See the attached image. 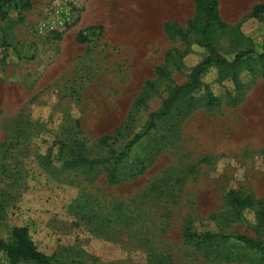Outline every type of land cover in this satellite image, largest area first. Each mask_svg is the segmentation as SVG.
<instances>
[{
    "label": "rangeland",
    "instance_id": "obj_1",
    "mask_svg": "<svg viewBox=\"0 0 264 264\" xmlns=\"http://www.w3.org/2000/svg\"><path fill=\"white\" fill-rule=\"evenodd\" d=\"M20 1L30 8L9 11L15 25L0 22V240L24 227L61 264H226L205 261L181 228L193 219L197 231H217L227 219L226 233L256 236L251 215L231 219L224 197L237 190L264 201V65L245 59L237 87L208 70L202 79L219 105L157 123L121 165L125 180L110 185L102 169H65L60 144L104 157L143 129L207 55H183L163 29L185 27L192 1ZM218 2L226 28L217 52L227 60L264 53V12L249 17L264 0ZM161 65L168 80L156 77ZM105 136L108 146L99 144Z\"/></svg>",
    "mask_w": 264,
    "mask_h": 264
},
{
    "label": "trees",
    "instance_id": "obj_2",
    "mask_svg": "<svg viewBox=\"0 0 264 264\" xmlns=\"http://www.w3.org/2000/svg\"><path fill=\"white\" fill-rule=\"evenodd\" d=\"M191 1L193 15L185 23V27L174 22H166L163 24V29L167 35L178 38L185 50L183 55H187L191 49L196 48L204 50L207 53L206 57L191 69L184 84L172 87L167 97L161 101L159 108L148 114L143 129L135 134L121 150L110 148L104 157H93L88 155L81 144L69 147L60 144V156L65 169H102L108 184H119L125 180L124 174L121 173V165L127 159L131 149L155 130L157 123L172 118L180 121L196 109L212 110L219 105V99L202 79L208 70H219L237 87L238 70L245 59L264 65V53L257 54L252 49L236 54L231 60L222 57L215 47L216 36L226 28L219 13L218 0ZM17 8L29 9L30 3L29 1L22 3L20 0H0V22L7 21L14 26L15 23L9 20V11ZM263 12L264 5H256L249 17L259 19ZM171 56L172 52L168 51L165 60H170ZM155 74L158 80L170 78L166 66L156 67ZM262 77L264 79V71ZM150 92L151 84L148 83L136 100L135 106H144ZM112 139L109 136L102 137L99 144L108 146ZM160 140L163 142L165 138L161 137ZM224 202L231 219L240 220L245 218V215H251L256 236L226 233L222 230L221 224H224L227 219H223V222L217 225V231L199 232L193 226V219H188L181 228L184 244L190 246L208 262L264 264V241L259 237L264 230V201H256L241 191L229 190L225 194ZM0 252L5 253L9 264H61L53 257L41 252L24 227L12 228L9 239L6 242L0 240ZM158 264H164V262L159 261Z\"/></svg>",
    "mask_w": 264,
    "mask_h": 264
},
{
    "label": "built area",
    "instance_id": "obj_3",
    "mask_svg": "<svg viewBox=\"0 0 264 264\" xmlns=\"http://www.w3.org/2000/svg\"><path fill=\"white\" fill-rule=\"evenodd\" d=\"M4 264H8V262L4 263Z\"/></svg>",
    "mask_w": 264,
    "mask_h": 264
}]
</instances>
